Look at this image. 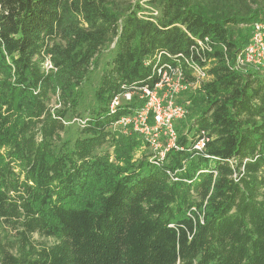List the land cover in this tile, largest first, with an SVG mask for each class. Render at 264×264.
I'll use <instances>...</instances> for the list:
<instances>
[{
	"label": "trees",
	"instance_id": "obj_1",
	"mask_svg": "<svg viewBox=\"0 0 264 264\" xmlns=\"http://www.w3.org/2000/svg\"><path fill=\"white\" fill-rule=\"evenodd\" d=\"M255 23L264 0H0V264H264V69L234 66ZM170 68L159 156L117 121Z\"/></svg>",
	"mask_w": 264,
	"mask_h": 264
},
{
	"label": "built area",
	"instance_id": "obj_2",
	"mask_svg": "<svg viewBox=\"0 0 264 264\" xmlns=\"http://www.w3.org/2000/svg\"><path fill=\"white\" fill-rule=\"evenodd\" d=\"M198 43L202 45L201 41H198ZM248 64L264 69L263 23H255L253 25L250 41L237 54L234 66L236 68H242ZM45 65L46 67L50 66L48 62H46ZM191 68L193 70L194 76L196 77V83H194L193 86H196L200 81L208 77L204 71V68L200 67L197 63H192ZM170 70L172 71L173 75H177L178 81L176 84L170 85V81L165 80L164 78V75H168V73L164 72L162 80L157 83L153 89H149L147 87L142 88V92L139 96L146 98L144 106L140 110L136 111L133 115L121 117L117 121V124L119 125L131 124L135 130L140 131L145 136L150 145L155 147V149L159 147L160 142L157 140V138H155L154 135L151 134V130L165 128V130L169 131L171 137L174 139L175 132L173 130L172 123L176 119L183 118L187 113L185 104L176 103L174 100V95L178 92V88L185 89L188 84L181 82L183 77L178 69L170 68ZM164 87H167L169 91L160 96L158 91ZM130 97L131 94L129 92L114 97L111 103V108H113L122 100H129ZM150 113H152L153 117L152 125L148 123ZM202 147L203 138L194 144V148L201 149ZM162 155L163 152H161V156Z\"/></svg>",
	"mask_w": 264,
	"mask_h": 264
},
{
	"label": "rangeland",
	"instance_id": "obj_3",
	"mask_svg": "<svg viewBox=\"0 0 264 264\" xmlns=\"http://www.w3.org/2000/svg\"><path fill=\"white\" fill-rule=\"evenodd\" d=\"M130 1H134V0H130ZM46 66V65H45ZM165 77V80H169L170 82H169V84L170 85H172V84H176L177 83V81H178V78H177V75L175 74V75H172V76H169V75H164ZM193 87H195V86H193ZM178 88V87H177ZM158 90H159V88H158ZM181 89L180 88H178V91H180ZM167 91H169V89H167V87L165 88V89H161V90H159L158 91V94L160 95V96H162L165 92H167ZM177 94V93H176ZM175 98H176V96L174 95V100H175ZM188 103V102H187ZM151 134L152 135H154L155 136V138H157V140L160 142V145H159V147H157L156 149H155V147H152L151 145H150V143H149V145H150V150L152 151V152H156V153H158V155L160 156L161 155V152H164L167 148H168V146L169 145H171V144H173V142H174V139L171 137V135H170V133H169V131H166L165 130V128H162V129H152L151 130ZM176 136V135H175ZM162 138H164V141H163V139ZM136 154H138V153H136ZM33 239L34 240H39V241H42L43 239L42 238H39L37 235H33ZM47 241V240H46Z\"/></svg>",
	"mask_w": 264,
	"mask_h": 264
}]
</instances>
